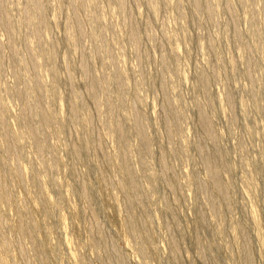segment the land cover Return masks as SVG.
Segmentation results:
<instances>
[{
    "label": "rangeland",
    "instance_id": "1",
    "mask_svg": "<svg viewBox=\"0 0 264 264\" xmlns=\"http://www.w3.org/2000/svg\"><path fill=\"white\" fill-rule=\"evenodd\" d=\"M0 264H264V0H0Z\"/></svg>",
    "mask_w": 264,
    "mask_h": 264
},
{
    "label": "bare ground",
    "instance_id": "2",
    "mask_svg": "<svg viewBox=\"0 0 264 264\" xmlns=\"http://www.w3.org/2000/svg\"><path fill=\"white\" fill-rule=\"evenodd\" d=\"M39 9V8H38Z\"/></svg>",
    "mask_w": 264,
    "mask_h": 264
}]
</instances>
